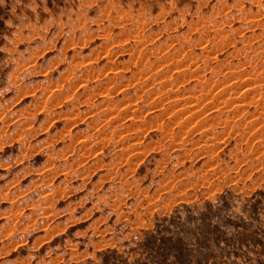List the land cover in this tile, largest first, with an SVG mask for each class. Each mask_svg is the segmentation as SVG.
Masks as SVG:
<instances>
[{"label":"rangeland","instance_id":"1","mask_svg":"<svg viewBox=\"0 0 264 264\" xmlns=\"http://www.w3.org/2000/svg\"><path fill=\"white\" fill-rule=\"evenodd\" d=\"M0 264H264V0H0Z\"/></svg>","mask_w":264,"mask_h":264},{"label":"bare ground","instance_id":"2","mask_svg":"<svg viewBox=\"0 0 264 264\" xmlns=\"http://www.w3.org/2000/svg\"><path fill=\"white\" fill-rule=\"evenodd\" d=\"M13 245V244H12Z\"/></svg>","mask_w":264,"mask_h":264}]
</instances>
